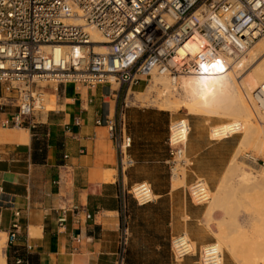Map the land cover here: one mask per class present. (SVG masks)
I'll use <instances>...</instances> for the list:
<instances>
[{
	"label": "crops",
	"instance_id": "obj_1",
	"mask_svg": "<svg viewBox=\"0 0 264 264\" xmlns=\"http://www.w3.org/2000/svg\"><path fill=\"white\" fill-rule=\"evenodd\" d=\"M129 87L122 84L113 95L105 84L64 82L57 91L48 85V94L56 97L51 102L49 95L52 105L33 128L0 126V264H18L17 256L25 259L21 264H117L123 189L130 236L122 264H201L200 247L216 241L222 229L248 232L251 218L243 210L228 222L219 202H195L187 190L202 177L216 191L239 134L213 138V115L123 103ZM5 93L0 84V95ZM11 110L8 106L0 116ZM106 113L131 138L133 163L123 172L106 125L95 121ZM180 117L189 123L185 154L191 163L183 178L177 177L182 182L174 184L167 137L170 123ZM139 180L150 184L152 201L139 203L127 192ZM7 196L11 204L1 200ZM14 209L20 211L15 216L20 225L7 243ZM180 233L195 251L177 257L171 239ZM232 252L223 247L221 264H239Z\"/></svg>",
	"mask_w": 264,
	"mask_h": 264
},
{
	"label": "built area",
	"instance_id": "obj_2",
	"mask_svg": "<svg viewBox=\"0 0 264 264\" xmlns=\"http://www.w3.org/2000/svg\"><path fill=\"white\" fill-rule=\"evenodd\" d=\"M87 26L95 27L103 40H93ZM262 33L264 0H0V84L7 91L0 95V113L13 106L10 114L0 116V126L33 128L48 110V85L57 91L64 82L89 88L105 84L115 94L114 82L118 86L148 82L152 73L175 80L181 74L202 71L204 63L222 54L245 53ZM99 44L102 49L96 48ZM251 97L255 118L264 120V81L252 89ZM74 120L78 123V118ZM95 121L106 125L123 172L133 163L128 153L130 135L108 113ZM188 132L184 117L169 125L174 177L180 166L185 169L191 163L185 154ZM187 190L195 202L210 199L211 189L202 177L190 182ZM127 192L139 203L155 198L145 180L133 182ZM124 193L123 189L117 264L124 260L130 236ZM1 200L12 203L9 196ZM19 212L13 210L7 243L15 238ZM171 246L177 257L195 251L185 233L174 235ZM221 259L222 248L216 241L200 247L201 264H221ZM24 261L22 256L15 258L18 264Z\"/></svg>",
	"mask_w": 264,
	"mask_h": 264
},
{
	"label": "bare ground",
	"instance_id": "obj_3",
	"mask_svg": "<svg viewBox=\"0 0 264 264\" xmlns=\"http://www.w3.org/2000/svg\"><path fill=\"white\" fill-rule=\"evenodd\" d=\"M72 20L80 22L81 19L73 18ZM86 29L93 40H103L100 32L95 27L87 26ZM251 46L252 48H250ZM96 48L102 49L103 44H99ZM245 55H247V57ZM201 68L204 69H202V71L181 74L175 80H172L167 74L152 73L146 84L151 83L153 85L154 93L152 92L153 94L150 95L149 99L144 95L139 97L143 99L144 102H151V104L158 108H166L174 111L184 107L188 112H199L207 115L226 117V121L210 126V135L214 138L221 137L233 131L241 132L240 141L229 164V167L231 166L230 173L234 172V169L237 168V166L232 168V162L235 159H247L248 164L254 169V165L256 164L254 159L255 156L245 152L241 155L240 152L241 149L253 146L264 154V120L258 116L257 119L255 118L257 123L254 122V108L252 106L251 97L252 89L259 82L264 81V34L262 33L258 36L251 45L248 46L245 53L238 56L222 54L221 57L214 58L210 62L204 63ZM129 89L126 93L127 98L130 97ZM184 120L186 121L185 118ZM180 175L179 172L175 178ZM244 181L245 180H241L242 183ZM179 182H182V179H180ZM220 186L219 184L215 189L216 191L211 192L212 202L217 201L220 203V200L223 199ZM263 194L261 193V197H257L258 194L254 195L255 197L253 198L256 205L262 203V199L264 198V196H262ZM250 201L251 200H249V202ZM209 206H211V204ZM257 206L259 207L260 205ZM258 211L259 210H257V213ZM261 227L258 229L254 227L256 230L253 229L259 239L256 242H251L252 240L248 242L249 237L247 236H244L245 240L241 238V241L239 236L237 238V236L235 237L228 232L227 234L223 229L216 235V242L219 246L221 245V247V243H223L230 252L237 251L241 258L240 262L242 264H249V248L247 245L253 243L258 246L261 241H264V228ZM192 245L194 246L193 242ZM255 254L252 256H257V254ZM260 259V261H262L260 263L264 264V256ZM253 261L250 263H254Z\"/></svg>",
	"mask_w": 264,
	"mask_h": 264
},
{
	"label": "rangeland",
	"instance_id": "obj_4",
	"mask_svg": "<svg viewBox=\"0 0 264 264\" xmlns=\"http://www.w3.org/2000/svg\"><path fill=\"white\" fill-rule=\"evenodd\" d=\"M253 45H254V43H253ZM252 46L250 48H252ZM245 56L247 57V55H245ZM146 83L147 82L145 80H142L139 83L130 84L129 85L130 89L128 88L130 90L129 91V93H130L129 98H127V96L125 98L126 92H125V94H123V89H122L121 96L123 94V98L126 99V100L124 99L123 103L127 102L128 104H138V105H143V106L144 105L155 106V105L151 104V102H144L143 99H141L139 97V96L144 95L149 99L150 95H152L154 93L153 85L151 83H149V84H146ZM112 87L116 88L115 92H114V93H116L117 88H118V83L114 82L112 84ZM113 95H115V94H113ZM53 99H54V95L52 94V95H50V101L52 102ZM51 105H52V103H49V105H47V107H50ZM179 112H186L187 113L188 111L184 107H182V108H179ZM203 114H205V113H203ZM205 115H207V114H205ZM213 116H215V118L217 119V123H220L222 121L227 120V118L224 116H218V115H213ZM253 118H254V122L257 123V121L255 120V116H253ZM185 119L187 120V118H185ZM217 123H215V124H217ZM212 125H214V124H212ZM238 134L241 137V132H238ZM244 152L247 154L250 153L249 155L253 154L255 156L254 159H255L256 164L254 165V169L251 167V165L248 164L247 159H235L232 162V168L233 167L235 168L236 166H237V168L234 169L235 171L233 170L234 172L230 173V167L231 166L228 167L229 169H227V171H226V173H225V175H224V177L220 183V185H221L220 187L222 189V196L224 199V200L223 199L220 200V205L226 210V218H227L226 220L228 222L234 220L235 214L239 213L241 210H243L246 214H248V217L251 218V227L246 228V230H248V232L246 231L244 233H236V234H234V232H232L230 234L235 236V237L237 236V238L239 236L240 240H241V238H242V240H245V237L247 236V237H249L248 242H250V240H252L251 242H256L259 239H258V235L256 234V232L253 229H255L256 227L258 229L261 226H262L261 228H264V224H263L264 223V198L262 199L263 204L262 203L257 204V205H260L258 207L254 203L253 197H255L254 195H257V194H258L257 197L258 196L261 197V193L262 194L264 193V176H263V174H264V154L261 151H259L256 147H253V146L247 147L246 149H241L240 154L243 155ZM179 171L181 174L180 176L183 177L184 167L180 166ZM241 180H245V181L242 183ZM254 181H255V183H254ZM178 183H180L179 179H176L174 184H178ZM233 184H235V186ZM259 193H260V195H259ZM262 196H264V194ZM210 199L212 200V193H210ZM249 200H251V201L249 202ZM256 209L259 210L258 213H257ZM229 230H231V229H229ZM237 231H238V229H236V232ZM253 232H255V233H253ZM1 243L2 242L0 241V245H1ZM221 244H222V247H221V245H220V247L222 249H223V247H226V246H224L223 243H221ZM252 244L253 243H251L250 245H247L249 248V250H248V253H249L248 262H249V264H251L250 262H252L253 259L255 258L253 261L254 263H252V264H257V263L262 264V263H260V262H262V261H260L261 260L260 258H262L264 256V241H261L258 246L254 245V244L252 245ZM252 248L254 249V251ZM255 253L257 254L258 257L252 256ZM248 256H246V257H248ZM256 258H257V260H256ZM239 264H242V263L239 262ZM243 264H245V263H243Z\"/></svg>",
	"mask_w": 264,
	"mask_h": 264
}]
</instances>
